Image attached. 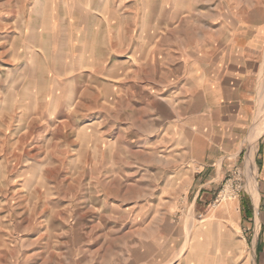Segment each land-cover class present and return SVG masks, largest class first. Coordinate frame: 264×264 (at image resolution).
<instances>
[{
    "label": "rangeland",
    "instance_id": "374dc122",
    "mask_svg": "<svg viewBox=\"0 0 264 264\" xmlns=\"http://www.w3.org/2000/svg\"><path fill=\"white\" fill-rule=\"evenodd\" d=\"M40 1L0 0V264H264V47L244 164L207 181L195 207L186 125L201 101L172 80L179 70L170 52H153L146 37L144 94L136 67L91 85L83 74L75 93H61L36 35L49 23ZM188 22L196 43L206 21ZM155 39L168 49L174 37ZM55 54L50 62L61 68L65 54ZM58 103L65 106L55 114ZM258 140L256 169L247 158ZM235 200L238 225L205 231L208 210Z\"/></svg>",
    "mask_w": 264,
    "mask_h": 264
},
{
    "label": "crops",
    "instance_id": "0c3cea01",
    "mask_svg": "<svg viewBox=\"0 0 264 264\" xmlns=\"http://www.w3.org/2000/svg\"><path fill=\"white\" fill-rule=\"evenodd\" d=\"M40 2L49 5V23L48 27L39 28L36 35L41 43L48 44L46 52H43L45 60L48 58L49 61L43 65L48 69L54 68L55 73L52 72L51 82H48L63 83L61 93L71 90L75 93L83 74H87L91 85L97 83L99 74L118 80L122 69L136 67V83L141 85L140 90L144 94L145 83L150 82L145 76L146 37L153 38V52H170L166 60L173 62L179 70V75L172 76V80L184 86L181 92L189 100L193 99L195 88V99L201 101L191 116V122L186 125L190 134L192 179L198 186L195 207L197 203L201 204L207 193L204 190L207 181L220 180L234 166L244 164L245 149L249 145L247 137L256 112L254 93L264 47V0ZM197 8L200 16L196 14ZM199 18L206 22L205 27L196 32L195 35L201 38L194 43V29L188 21ZM34 19L39 20V17L31 14L27 25V30L32 33ZM161 36L174 37L169 39L168 49L162 48L161 41L155 39ZM35 48L40 50L37 46ZM59 50L65 54L61 68L49 59L56 58L55 53ZM194 52L198 55L194 56ZM100 54L106 56L103 71L98 70L99 61L103 58ZM118 57L120 62L114 60ZM152 63L153 66L160 65L155 58ZM194 68L198 70L199 77L195 82ZM155 82L157 80L154 79ZM59 98L62 97L56 99ZM57 106L55 114H59L65 103ZM87 125L92 126L91 123ZM215 206L208 210L205 231L215 224L226 229L238 225L239 202L235 200ZM244 206L242 201L241 215ZM89 256L94 262L100 259L98 253H94L95 257L93 254Z\"/></svg>",
    "mask_w": 264,
    "mask_h": 264
},
{
    "label": "bare ground",
    "instance_id": "6f19581e",
    "mask_svg": "<svg viewBox=\"0 0 264 264\" xmlns=\"http://www.w3.org/2000/svg\"><path fill=\"white\" fill-rule=\"evenodd\" d=\"M260 116L261 115H259V117ZM262 116H264V115L262 114ZM263 130H264V128L262 129V131ZM256 150H257V144L254 143V144L251 145V150H250L249 155H248V158H247V163H248V165H250L251 168H256L257 169L258 167H257V165H256V163L254 161ZM253 180H255V179L253 178ZM251 193L253 195L254 202H255V204L257 206L258 203H259V197H260V195H259V188H256V186L255 187L253 186V189H251Z\"/></svg>",
    "mask_w": 264,
    "mask_h": 264
}]
</instances>
